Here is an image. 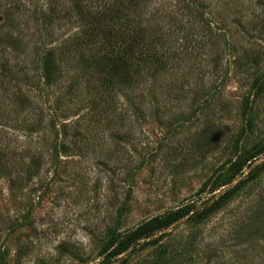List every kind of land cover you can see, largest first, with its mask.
<instances>
[{"label":"rangeland","instance_id":"obj_1","mask_svg":"<svg viewBox=\"0 0 264 264\" xmlns=\"http://www.w3.org/2000/svg\"><path fill=\"white\" fill-rule=\"evenodd\" d=\"M95 2L0 0V264H99L115 235L233 187L264 145V0H153L166 66L109 93ZM145 243L113 264H264V170Z\"/></svg>","mask_w":264,"mask_h":264},{"label":"trees","instance_id":"obj_2","mask_svg":"<svg viewBox=\"0 0 264 264\" xmlns=\"http://www.w3.org/2000/svg\"><path fill=\"white\" fill-rule=\"evenodd\" d=\"M152 2L153 0H96V8L87 12L83 10L88 26L84 30L85 38L97 45L96 50H99L94 55L93 61L91 60L92 66L100 76L101 89L106 93L115 92L122 83L136 80L149 65L166 66L161 54L155 52L157 44H163L165 36L160 34L147 36L148 30H144L143 26L145 20H155L145 19ZM44 67L46 78L52 80L56 73L52 55L46 57ZM263 87L264 77L255 81L256 92H261ZM262 156H264V145L246 163H235L234 166L241 177L244 171L249 169L247 176L202 209H197L195 204L189 202L148 219L131 230L115 235L104 250L99 264H113L122 255L142 248L146 244L145 241L156 233L170 228L183 219L193 218L196 221H204L235 197L249 182L257 178L264 170V161L253 168L251 165Z\"/></svg>","mask_w":264,"mask_h":264}]
</instances>
